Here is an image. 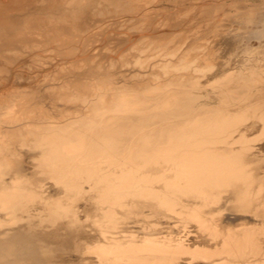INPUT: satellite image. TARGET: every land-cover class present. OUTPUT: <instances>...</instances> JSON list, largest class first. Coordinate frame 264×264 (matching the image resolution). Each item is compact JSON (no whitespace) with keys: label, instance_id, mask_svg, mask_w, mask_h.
I'll return each instance as SVG.
<instances>
[{"label":"bare ground","instance_id":"bare-ground-1","mask_svg":"<svg viewBox=\"0 0 264 264\" xmlns=\"http://www.w3.org/2000/svg\"><path fill=\"white\" fill-rule=\"evenodd\" d=\"M101 1L102 0H0V42L2 47L14 46L19 48L18 46H21L24 47V50L26 49L29 51L30 54V49L33 50L36 47L38 48L40 47L38 45L42 44L40 42L39 44V40L37 39V37H41V40L44 38L49 44H58V47L61 46L68 48L67 50H71L74 43L73 41L77 39V35L80 32H84L89 25L87 20L90 16L99 17L98 15L101 14L106 15L109 8H114L115 12L120 8H122L123 10H121L124 12L132 11L133 6L130 4L135 0H106L108 4H110V7H105V9L101 7ZM103 2L107 4L105 0L102 1V3ZM99 3L101 5H99ZM108 4L105 6H108ZM99 7L102 9H99ZM106 8H108V10ZM111 13H113V11ZM247 14L248 16L250 15V18L254 16L251 12ZM205 15L207 16L208 14L206 13ZM242 15L247 17V15L243 13ZM243 16L241 17L243 18ZM101 17L104 16L102 15ZM241 17L240 20H242ZM250 20L252 21V19ZM90 25L91 28H89V31L93 28V24ZM85 33L86 32H84V35H86ZM84 35L82 33V36L80 35V37H78L80 41L85 40ZM82 37L83 39H81ZM153 40L155 43L154 46L156 45L160 49L159 52L162 53V50H164L166 46L164 42H162L163 38L162 40L155 38ZM78 43L81 45V42H77V46H79ZM150 46L153 47L151 44ZM50 47L52 48V46ZM55 48H57L56 45ZM60 48H57V50H62ZM152 49H154V47ZM166 51L163 52L168 54ZM191 53H193V51H191ZM29 54H27V56ZM254 55L257 54L254 53ZM185 58L182 59V61L180 60L181 63H178L179 65L176 66L179 67L178 69L182 68L187 71L191 69L190 71L193 72L194 68L192 69L189 64L190 62H188L190 60ZM194 62L198 63L197 60ZM168 66L170 65L168 64ZM164 69H166V71L168 70V68ZM164 69L162 71H164ZM190 74L192 73H186V75ZM172 80L173 81L169 84L168 81H166L167 84L161 88H151L149 85L150 80H146L147 82L140 80L137 83L133 81L135 84L134 89L129 90L133 88L134 85L129 89L120 87L123 89L121 92L118 89L119 93L117 90L116 94H114V92L113 94H106L105 96L104 94L103 96L100 95L101 97L98 100H93V103L90 101V104H88L89 101L86 99L87 90L85 87L87 85H85V87H81L83 86L81 85L80 88L76 87L77 89L75 88V92L78 93L74 94L72 90L75 85L70 86L69 84L70 88H65L63 85L64 89L59 90L60 92L58 91V93L60 94L62 91V96L60 95V98L64 99V103L65 101L71 103L77 101V104L79 102L84 104L87 103V105H85L89 113L86 114L83 112L85 110H83L82 112L85 115L81 114L79 116H74L80 111L78 109L79 111L76 113L78 106L76 105V114L71 111V116H67L68 114L70 115V113L65 110L68 114L64 115L65 111L61 113L64 115H62L63 117L60 116L62 117V121L58 122V120H56L54 122L58 123L54 125H47V123L44 125L45 123H42L44 126H42V124L39 125L37 122L38 125L32 124V129L26 134H21L20 131L14 127L16 126L14 125V118L8 119L7 113L5 115V112H2L5 109H3V107L0 108V124L3 127L0 126V136L12 139L13 142L9 144L11 141H5L6 138H1L2 141H0V205L11 210L16 218L21 219L22 217H20V215H23V218L25 215L29 219L26 226L13 230L11 233L5 232V234L3 233L4 235L1 234L0 264H67L65 263L64 256L67 252H71L72 250H77L81 252L78 253L79 255L84 254V256L85 253L82 252L92 250L93 253L95 252L101 258L102 262L107 264H123L124 261L132 264H190L195 262V258L196 260L197 258L200 259V261L203 259L202 262L198 260L199 262L197 264H264V248L262 246L264 241H262L261 238L264 229L252 228L250 227L251 225L248 226L252 223L248 222V224L245 223L243 226L241 225V229L229 226L231 224L228 226H226V224L223 225L224 221H222V226L217 224L218 219H216L217 213L224 210L223 208H226L230 210V212L232 211V213L241 212V216L244 213H249L250 216L254 215L252 217L260 218L264 222V187L260 186L258 190H255L256 186L254 187L255 189L253 188L255 182L259 181L260 176H256L248 171L247 163L243 161L241 154L239 155L237 150L236 152L234 148V150L232 149L233 145H235L237 141V143H239L240 139L241 143L243 142L242 140L244 139L240 137V135L242 136L243 134L240 132V135L238 134L239 136L236 135L239 139L237 137L232 139L231 137L234 135L237 126H239L251 112L258 115L261 118H259V120L264 122V100H262L264 99V96L262 97L264 92L260 91L262 92V98L261 100L258 98L259 101L257 102V99L254 101L242 97L244 101L246 99L248 102L254 101L255 103L250 105L246 104V108H237L239 111H229L228 109V106L233 102V97L235 95L233 92H224L225 95L223 93L225 98L222 100L218 109H197L195 107L196 98L194 94H191L186 89L185 83L188 81L185 82L178 77ZM243 80L244 81L240 83L242 88L244 86L250 87L254 83L252 79V82L247 79ZM151 83L153 82L151 81ZM255 83L257 84L258 81ZM113 84L114 80H112L111 77H106L100 81L98 85L100 89L109 91ZM157 85L159 86L162 84ZM71 87H73V89ZM46 89L44 90L47 92ZM69 89H72L70 90L71 93L68 92ZM87 89L90 91L89 88ZM250 89H252V87H250ZM90 92H87V95L90 94ZM249 93L251 94L250 90ZM91 94H93V92ZM241 94L243 93L241 92ZM256 96L260 97L258 94ZM9 98H11V100L7 99L4 106L8 103L10 104L14 97ZM60 98H56V100ZM94 99H96V97ZM42 100L44 99H41V101ZM33 101H35V99ZM36 102H38V100ZM42 103H40V106ZM67 105L70 104L67 103ZM230 109L232 110L233 108ZM61 114H58V116ZM18 125L21 126V123ZM231 143L235 144L231 145ZM30 144L32 147L34 146L36 149H40V153L39 151L37 152L41 156L39 154H37V156L40 157L38 159H41V162L39 161V163L38 160H36L37 164L39 163L38 167L43 163L44 166H41V168L43 169L44 167V169H40L39 171L42 170L44 172L45 170V173L48 172L47 175L51 174V178L63 188L62 199H59L57 202H43L44 206L41 203L42 208L45 209L44 211L49 215L47 217L49 218V222L55 226L57 223L60 224L65 218H69V222H66V225H57L58 227L56 226L57 228L55 227V229L53 227L50 232H44L45 230L42 231L43 229H39L40 223L37 224L36 221L34 222V220H32L35 218L34 213L32 214L31 207L28 206L29 204L25 203L28 197L35 194L32 191L34 188H30L32 189L30 190L22 187L20 188L22 185L17 186V184L21 182L20 176L24 173L23 168L25 167H23L21 162L22 153L19 154L18 149L23 150L22 148L26 145L31 147ZM22 145L24 146L22 147ZM19 146L22 148H18ZM24 155H26V153ZM26 158L29 159L28 157ZM35 162L36 161L33 163ZM3 169L8 171L9 173L7 174L11 175V177L3 172ZM4 173L6 175H4ZM2 176H9V179L4 181L2 180L4 178H2ZM28 181L31 182L32 186L39 184L35 177H32L30 180L28 178ZM155 183L159 185L161 183L163 185H161L162 188H157V186H160L155 185ZM86 184L90 186V196L85 193ZM88 191L87 189V192ZM223 191L228 192L229 197L224 199ZM84 199L85 206L86 204L88 206L82 209L85 210L84 213H86L87 218L93 219H91V222H93L91 224H95V230L93 225L91 229H93V232H96V227L98 226L100 230L99 232L97 230V232L100 234H96L102 238V241L99 243H95L96 241L94 240V245L91 243V245H89L90 247H88V243L87 245H83L82 243L84 240L87 241V239H90L92 235L89 238L87 237L89 231L84 232L86 231L82 228L84 224H82L81 227V222L79 223L80 220H78L79 218H77V214H75L77 210L74 211L76 209L74 208L75 202H80L79 200L83 201ZM188 201H190V203ZM67 203H69V205ZM229 203H233L232 205L234 206H230ZM236 203L239 204L238 207L235 206ZM147 207L150 209L153 208V212H155L156 209H161L162 211L165 209L172 213H179L184 220L186 219V221H191L192 223L194 221L197 223V227L199 225L201 230L209 233V236H211V239L214 241V249L206 251L207 249L204 248L205 250H202L201 247L200 250L191 251L189 248L186 249L182 247L181 244H174L177 242V239L176 242H172L171 239L160 240L161 238H154L152 236L154 234H144L141 239L136 237L138 240L132 236L126 238L123 237L124 235H122V237H120L121 235L117 236L125 231L122 229L121 216L127 218V220L132 216H141L142 210ZM168 216L169 215H167V217ZM239 219H244L245 221L246 218L241 217ZM244 221L240 222L243 224ZM251 221H254V219ZM256 224L260 227L263 226L262 222L257 223L255 221L254 226H256ZM85 228L84 226V229ZM121 229L123 231H121ZM107 232L112 233V235L110 236V233H108V236ZM209 244L212 245L211 242ZM88 254H90V252ZM187 254L193 256L192 258L194 260L191 259L192 262L189 260L186 261L189 259L187 257L186 260L183 259V256ZM97 255L94 256L97 257ZM84 256L82 255L79 257L84 258ZM79 257L77 258L78 261L80 260ZM66 258L70 257L67 256ZM86 258L89 260V257ZM86 258L84 259L85 261H87ZM90 261H88V264ZM84 262L80 260V263L85 264ZM101 263L97 262V264ZM92 264H94V261Z\"/></svg>","mask_w":264,"mask_h":264},{"label":"rangeland","instance_id":"rangeland-1","mask_svg":"<svg viewBox=\"0 0 264 264\" xmlns=\"http://www.w3.org/2000/svg\"><path fill=\"white\" fill-rule=\"evenodd\" d=\"M102 1L101 4L103 5L104 2L102 3ZM105 3L108 4V1L105 0ZM101 4L99 3V5ZM107 4H104L103 6L101 5V7H103V9H105V7L109 8L110 4H108V6H105ZM130 5L133 6V10L129 12L122 11L123 10L122 8L120 9L118 8L120 11L117 9L118 11L115 12L114 8L111 9L109 8L110 13L109 11H107L109 14L108 13H106V15L101 14L98 15L99 17L90 16L88 19L90 22L87 20V23L89 25L93 24L92 30L90 29L91 32L89 31L91 25L90 26L88 25L87 28L85 29L86 31L84 30V32H86L85 33L86 35H84V32H80L76 37L77 39L75 38L77 41L76 40L73 41L74 43L71 50H67L68 48H64L61 46L60 48L58 47V44H54V43L49 44L48 41H46L44 38L43 40H41L42 39L41 37H37V39L39 40L38 43L40 42L42 44L39 43L40 45L38 46L40 47H38L39 49L36 47L37 50L36 48H34L35 50L30 49L31 55L29 54V51L23 49L24 47L21 46H18L19 48L14 46L2 47V44L0 42V108L3 107V109H5L2 112H5V115L7 113L8 119L14 118L13 119L15 123L14 125H16L14 127L17 128L21 134H26L27 132H29V130L32 129V124H37V122L39 125H41L42 123L43 124L45 123L44 125H46V123L47 125H52V124L54 125L55 123L57 124L58 122L62 121V117L68 114V112L70 113V115L68 114L67 116H71L72 113L76 114L79 110L80 113L78 112L77 115L74 114L73 115L79 116L81 114L85 115L83 112H85L86 114L89 113V111L86 109L87 103H85L86 105L80 102L77 104V101H73L72 103L65 101L64 103V99L60 98L62 96L61 95L62 91L60 94L58 93V91L63 90L64 86L65 88L69 87V84L70 86L75 85L74 89L73 87H71L73 90L72 89L68 90L69 93H71L70 90H72L73 94L78 93L75 91L77 88H80L81 85H83L81 87H85V85H87L86 87L89 88L90 91L92 89V91L90 92L85 87L87 92L88 93L90 92V94L88 95L86 92V96H87L86 99L89 101L88 104H90V101H92L91 103H93L94 102L93 100L95 101L98 100L101 96H103V94L104 96L106 94H113L114 92H115L114 94H116L118 89L121 92L123 89L120 87H123L124 89L125 88L129 89L134 85V87L129 90L134 89L135 84L133 81L137 83L140 80L141 81L150 80V83L151 81L153 82L150 84L148 81L151 88L152 87L161 88L165 86V84H167L166 81H168L169 84L171 81H173L172 79H175L177 77L183 79V81L185 82L187 81L189 82V83L188 82L185 83L187 87L186 89L191 94H194L196 98L195 107L197 109L199 108L201 109L207 108L213 110H215L216 108L218 109L220 107L219 105H221L222 100L225 98L224 92L226 93L233 92L235 93V95L237 94L236 96L238 97L237 98L234 95L233 102L231 103V105L228 106L229 111H233V110L239 111V109H241L242 107L246 108L247 105L254 104L255 99H257L256 100L257 102L259 101L258 98L261 100V98L264 96V93L262 94V92H264V34H263L264 33L263 32L264 31V0H135L131 2ZM101 7H99V9H102ZM108 8L106 9L108 10ZM205 8L208 11H206ZM111 10L113 11V13L114 12L115 13L114 14L111 13L112 12ZM250 12L254 14V16L251 15L253 16V18H250V15L248 16L247 13ZM144 13L146 19L144 17ZM204 13L205 14L207 13L208 15L206 16ZM242 13L244 15H247L249 19L246 16H243ZM238 14L240 15V17L243 16L244 19L241 17L242 20H240ZM102 15L106 17L105 18L101 17ZM250 19H252V21ZM82 33L85 37H87L85 38L83 36L84 39L86 40V41L84 40L85 43L83 40L80 41V38H78L80 37V35L82 36ZM87 33L90 35V37ZM83 37L81 39H83ZM153 37L158 40L159 39L162 40L163 38L162 42H164V45L166 46L164 50L161 49L162 53L159 52L160 49L156 45L154 46L155 43L153 42L154 41ZM82 41H83V45H82ZM77 42H81L80 44L82 46L79 45V43H78L79 46H77ZM149 43L154 47V49H152L153 47H151ZM55 45L57 46V48H60L62 50L59 49L57 50V48H55ZM50 46H52V48ZM53 48L55 51L53 50ZM35 51H37L38 53ZM163 51H166V53H168L169 55L165 54V52ZM191 51H193V53H191ZM253 52L257 55H254ZM27 54L29 55L27 56ZM183 55L184 56L186 55L187 57L185 56L186 57L185 58ZM193 55H195L196 58ZM183 57L187 60H190L188 62H190L189 64L191 66L190 65L189 66L192 67V69L194 68L193 72L190 71L191 69L189 71L185 69L187 72L182 68L178 69L179 67L176 65H179L178 63H181L182 59H184ZM196 60L198 61V63L194 62ZM168 64L170 66H168ZM169 67L172 69H170ZM164 68H168V70L166 71V69ZM163 69L164 71H162ZM188 72L192 73L190 74L191 76L186 75V73L188 74ZM106 77H111V79L114 80V84L111 86V89H109V91L108 90L104 91L103 89H100L99 88L100 86L98 85L100 81H102ZM185 77L189 80H187ZM256 78H258L259 80ZM243 79L250 80L251 82L253 80L254 83L258 81L257 83L258 85L255 83L257 85L256 86L253 83L254 86L253 84L252 86H250L252 87V89H250V87L244 86L243 87L244 90H243V88L240 86V83L244 81ZM157 84H162V85L158 86ZM59 86H61L62 88ZM95 88L99 93L96 91ZM246 88L250 90L251 94L249 93V90H247ZM44 89H46L47 92ZM51 91L55 93H52ZM94 91L97 93H95ZM92 92L93 94H91ZM241 92L243 94H241ZM247 94L250 95L248 96ZM257 94L260 95V97H257L256 96ZM251 95L254 96V99L253 96ZM33 96L38 98H35ZM9 97H14L13 101L10 104L8 103L6 106H4V104H6L7 99L11 100V98ZM89 97L91 100L89 99ZM95 97L96 99H94ZM242 97L254 101L248 102L246 99L244 101V98ZM56 98H60V99L56 100ZM34 99L35 101H33ZM41 99L44 100L41 101ZM37 100L38 102H36ZM40 103H42L41 106ZM67 103L70 105H67ZM76 105H78L77 109L75 107ZM68 106L70 109L68 108ZM229 107L233 109L231 110ZM65 110H67L68 112ZM71 111L73 112L71 113ZM63 112L64 115L61 114ZM58 114L61 115L58 116ZM252 114L253 113L251 112V114L245 117V120L235 129L236 133L234 131V135L231 136L232 139H235L237 136L240 135L239 133L241 132L243 135L242 136L240 135V137L244 139L242 140L243 142L241 143V139H240L239 143H237L238 142L237 141L236 144L231 143V145L235 144L233 145L232 149L234 148L235 151L236 150L238 151L239 155L241 154V157H243V161L247 163L248 171L252 172L256 176L258 175L260 176L259 181L255 182V184L253 185V188L256 186V189L255 188L254 189L258 190L260 186L264 187V122L262 120L261 121L259 120L260 117L258 115L253 114L252 116ZM30 119H32L33 122ZM56 120H58V122H54ZM20 123L21 126L18 125ZM43 124L42 126H44ZM0 126L2 127L1 124ZM1 138L5 139L6 137L3 138L0 136V141H2ZM237 138L239 139V137ZM8 140H10L11 142H9ZM5 141H8L9 144L13 143L12 139L6 138ZM28 145L26 146L22 145V147L24 146L25 148L24 147L22 148L21 146L18 147V148L21 147L23 149V150L20 149L21 151L18 149V153L19 154L22 153L21 162L23 167L24 166L25 167L23 168L24 173L22 174V176H20L21 182L19 183L22 184L18 183L17 186L22 185L20 186V188L22 187L24 189L34 188L33 190L32 189L30 190H32L33 193L35 194H32L30 197L27 196L29 199L27 198L26 199L27 201H25V203L29 204L28 206L31 207L32 214L34 213L35 218L33 217L34 219L32 220H34V222L36 221L37 224L39 223L41 224V225L39 224L40 226L39 229L40 230L43 229L42 231L45 230L44 232H50L52 231L53 227L55 229L57 225L59 226L61 224L66 225V222H69L68 221L69 218L68 219L65 218L64 220L61 221L60 224L57 223V225L55 226L54 224L49 222V218H47L49 215L44 211L45 209H43L41 205L43 204L44 206L43 202H57L59 199H62L63 188L59 186V184L51 178V174L47 175L48 172L45 173L46 172L45 170L44 172L42 171L44 169V167L43 169L41 168V166H44L43 163H41L40 167H38L39 163L41 162L40 161L41 159L40 160L38 159L40 157L37 156V154L40 153L39 151L40 149L39 148L36 149L34 146L33 148L31 144L30 146L32 148L29 147ZM37 151H39V153ZM31 152L33 155L31 154ZM23 153L24 154L26 153L27 156L24 155ZM24 156L25 158L28 157L29 159L27 158L25 159ZM36 159L38 160V162L40 161L38 164ZM33 160L36 162L33 163L34 162ZM33 165H34V169H33ZM40 169L42 170L39 171ZM3 172H5L6 174L9 173L6 170H4ZM5 173L4 175H6ZM9 176L11 177V175ZM9 176H2V178L4 177L2 180L4 181H6V179L8 180ZM32 177H35L39 184L32 186L31 182L28 181V178L30 180ZM52 180L55 181L57 184ZM86 185H85L86 188L84 187L86 189L85 193L86 195L90 196L91 193L90 186L88 184ZM155 185H159V184L155 183ZM161 185L162 184L160 183L159 185L160 187L157 186V188H162L163 185L162 186ZM87 189L89 190L88 192ZM228 194H229L228 192L223 191L224 199L229 197ZM79 201L80 202L76 201L77 204L75 202L74 208L76 209L74 211L77 210L75 214L78 215V216L76 215V217L79 218L78 220H80L79 223L81 222L80 223L81 227L82 224H84V226L86 227L85 229L84 226L82 227L83 230H86L84 232L89 231V235L87 233L88 235L87 237L89 238L92 235L90 239H87L88 242L84 240L85 242L83 241L82 243L83 245L85 244L87 245L88 243V247H90L89 245H91V243L92 245H94L95 241H96L95 243L97 242L99 243L100 241H102L101 240L102 238H100L99 235H97L100 234L98 233L100 229L96 225L97 226L96 232L95 231L93 232V229H91L93 228L92 227L93 224H91L93 223L91 222L92 218L91 219L87 218L86 213H84L85 210L82 209L87 207L88 205L86 204L85 206L84 204L85 199L83 201L82 200ZM188 202L190 203V201ZM67 204L69 205V203ZM232 204H230V206ZM80 205H82L83 207ZM238 205L239 204L236 203L235 206L238 207ZM6 209L7 208H4L2 205H0V236L4 235L5 232L11 233L13 230L22 228V226L23 227L26 226L29 221L28 217H26L25 215L24 218L23 215H20V217L22 218L19 219L16 218V216L13 214L11 210L9 209L6 210ZM223 209L224 210L220 211L221 213L219 212L216 215L217 216L216 219H218L217 224L219 225H222V221H224L223 225L226 224V226H228L229 224H231L229 226L237 227L238 229H241V227L248 222V223H252L248 225V226L251 225L250 227L252 228L256 227V229H264V222L262 221V219L252 217L254 215L250 216L249 213H248L249 215L247 213H244L245 215L242 214L241 216L240 215L241 212L240 213L233 212L234 213L233 214L232 211L230 212V210H227L226 208ZM152 210L153 208L152 209L148 207L146 209L144 208L142 210L141 216L138 217L132 216L133 218L132 217L128 218V220L127 218L125 217L123 218V216H121L122 229L125 231L121 229V231L123 232L117 236L121 235L120 237H122V235H124L123 237L125 238L132 236L135 239H137L138 237L141 239V237H143L144 234H154L152 236L154 238L156 237L159 239L161 238L160 240L171 239L172 242L174 241L176 242L177 239V242L174 244H178V245L181 244L182 247H185L186 249L189 248V250L191 251L200 250L201 247L202 250L204 248L207 249L206 251H209V249L210 250L214 249V245H213L214 241L211 239V236H209V233L201 230L199 225L198 228L196 225L197 223H195L194 221L193 223L195 224H193L191 221L190 222L186 221V219L184 220L179 213L178 216V214L169 212L165 209L163 211L161 209H156L157 211L155 210V212H153L154 210L153 211ZM167 215L169 216L167 217ZM236 215L238 216V218ZM240 216L246 218L245 221L244 219H239L241 218ZM253 219L254 221H251ZM227 220H229L230 222ZM240 221L242 222L244 221V223L242 224V222ZM255 221L257 223L262 222L263 226L260 227L258 226V224L254 226ZM94 230H95V226H94ZM108 233L110 232H107V235L109 236ZM262 233L263 234L261 235V238L262 241H264V232ZM111 235L112 233H110V236ZM210 242L212 243V245L209 244ZM262 246L264 248V244ZM76 251L77 250H72L71 251L72 254L70 251H69L70 253L69 252L66 253V255L64 256L65 263L82 264L80 263V260L81 262L82 260L84 262L85 261L84 259L86 257H89V260L88 258H86L87 261L84 262L85 264H88V261L90 260L92 261H90L89 264L91 262L93 263V261L94 264H97V262L98 263L102 262L101 258L95 252L94 254L92 250L87 251L88 253L90 252V254H88L85 251L82 252L85 253V256L84 254H82L84 258L79 257L82 256L78 254L81 252L79 251L76 252ZM86 253L88 256L86 255ZM94 255H97V257ZM67 256L70 257L71 259L66 258ZM78 257L80 259L79 261L77 259ZM186 257L189 259L186 260ZM192 257L193 256L191 254H187L183 256V259L192 262L191 261V259H193ZM94 259L97 260L95 261ZM74 260L76 261V263ZM198 260L200 261V259L197 258L196 260L195 258L194 260L195 262L193 263L197 264L199 262ZM202 261L203 259L200 262ZM104 263L105 262H102L101 264ZM123 264H132V263L124 261Z\"/></svg>","mask_w":264,"mask_h":264}]
</instances>
